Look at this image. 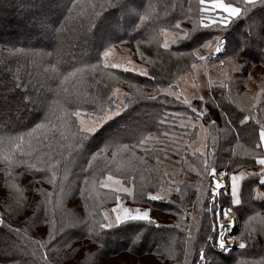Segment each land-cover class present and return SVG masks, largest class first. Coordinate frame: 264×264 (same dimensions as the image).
Here are the masks:
<instances>
[{
    "label": "trees",
    "instance_id": "obj_1",
    "mask_svg": "<svg viewBox=\"0 0 264 264\" xmlns=\"http://www.w3.org/2000/svg\"><path fill=\"white\" fill-rule=\"evenodd\" d=\"M89 2L91 0H81L84 4ZM225 2L240 6V0H225ZM128 4L135 9L134 12L128 9ZM198 4L199 0H127V4L124 0H120L104 9L91 30L88 22V12L91 10L86 8L74 22H69L63 36L56 38V29L67 15L70 0H0V50H3L7 57V63L0 60V130H2L0 135L14 137L19 133L27 132L44 118L46 109L25 101V96L39 94L42 99L51 103L53 99H57V96L50 93L49 88L66 89L67 92L59 97L62 107L68 112L79 110L83 118L88 120L94 117L86 114H99L96 111L97 106L101 102H106L107 97L111 95L112 87H119L123 92L130 91L129 83L146 86H155L159 83L162 87H167L174 80L176 82L180 75L192 71L190 65L197 60L189 56L190 52L198 49L199 53L204 54L207 48H202L200 45L205 42H211L213 45L216 42L215 38L220 37L223 42L222 53L214 58L216 79L209 87L206 103L192 99L193 106L208 109L206 117L200 120L206 128L212 120L216 121L218 128H223L222 113L226 111L232 113L233 132L216 143L215 166L218 171H237L236 159L243 163L244 170L259 171V166L252 158L242 155L243 150L250 146L247 133L255 122L251 121L245 127L239 121L243 115L248 114L246 108L249 102L255 104L254 97L260 98L261 88L264 87V2L233 18L223 28L197 30L190 39L179 41L171 45L168 50L161 47L162 39L158 42L151 40L153 34L158 33L161 28H168L171 31L178 20L182 28L191 29V20L185 19V14L191 15L198 21ZM139 14L147 16V19L141 22ZM114 45H126L131 51L132 59L149 70V77L124 72L122 69H109L108 71L118 77L119 81L110 79L104 69L102 53L106 48ZM138 47L146 59H141L137 53ZM9 49L12 51L9 52ZM16 49L23 51L18 53ZM57 49H59L58 55ZM47 53L53 55H46ZM230 56L237 57L234 61L238 65L236 70H232V66L228 63L221 69L219 60ZM52 64L56 65L55 76L50 71L46 72ZM91 65L98 67L93 71ZM75 69L86 70L75 76H69ZM222 71L227 78L222 75ZM65 76L69 78L61 84ZM151 77L157 79L152 80ZM221 80L228 85L227 88L220 87ZM25 85L28 86L27 89ZM143 90L152 93L153 87H145ZM78 95L84 99L78 102ZM210 98L221 104V107H216V103H212ZM161 99L174 100L173 97L161 96L156 101H137L98 129V132L85 142L80 154L69 167L67 179L63 180L68 188L63 194L58 187L54 188L47 179L43 178L44 173L29 169L27 166L15 167L13 176L7 178L3 153H0V210L6 224L10 225V228L0 225V264H39L40 253L32 255L34 245L26 243L22 235L27 230V235L32 240L47 241L48 239L46 229L49 226L43 223V211H37V206L44 200V195L37 189L55 192L60 197L56 217L58 221H76L85 217L91 219L97 211H101L102 208L107 209L115 203L110 190L99 188L98 181L95 185L91 182L86 184L81 169L88 167L87 161L91 158V153L104 147L106 142L123 143L131 147L137 143L141 133L143 135L151 133L159 137L162 142L146 145L149 149L147 153L143 147L132 148L136 157H143V160H134V168L125 172L119 171L113 163L111 173L122 183L127 178L125 186H132L131 178L135 177L137 186L144 184L148 191L156 192L158 190L156 178L159 173L154 169L159 167L160 173L171 174L163 179L188 183L187 187L180 185L186 193L183 200L181 194L175 191L171 194V200L175 203L167 200L150 201L146 196L144 199L137 197L134 200L128 196L126 200L130 204L151 209L150 215L160 227L144 221H127L110 229L101 230L95 236L88 233L84 224L71 227L62 234L63 237L51 245L52 248L59 249L58 258H63L61 264H112L113 262L183 264L184 241L187 238L185 229L193 226L192 215L184 216V209L196 215L201 225L199 232L193 227L196 240L188 256L190 262L199 258L201 246L205 247L206 255L213 258L212 264H237V262L249 264L264 258V234H256L255 239L249 241L244 249L237 246L227 252L214 249L210 241L204 244L207 234L213 233L210 227L211 218L209 213L201 215L200 207L194 203L197 200V190L191 185L197 184L199 178L195 172L189 170L188 165L196 164L197 160L192 156L191 147L185 151V145H190L196 137L197 128L191 126L186 129L181 128L180 124L187 123L186 119L167 115V113H186L187 116L195 114L182 103L161 104ZM254 115L257 118L264 117V113L258 110L254 111ZM162 117L168 119L172 127L159 124ZM71 119L75 120V117ZM133 129L136 130V135L132 134ZM166 131L175 133L176 139L163 137L162 134ZM207 146L211 151L210 138ZM153 147L167 149L166 156L160 154L159 165L156 154L151 151ZM173 147L175 151L172 150ZM234 147L238 153H241L240 156H232L230 149ZM107 156L111 159V152H108ZM120 158L118 154L115 159L118 162ZM182 159L187 163H181ZM30 163L37 161L33 159ZM40 167L43 165L37 163V168ZM59 175L63 176L62 170ZM207 183L208 181L205 180V184ZM11 184L17 185L21 192L10 190ZM164 187L167 188L168 184H164ZM81 188L84 189L83 194ZM257 190L264 192V183L257 176H250L241 182L239 204H231V191L221 194L218 198V204L231 207L239 219V228L234 232L235 235L240 234L245 221L249 216H253L254 212L264 216V196L257 197L255 194ZM13 197L24 198L27 207L23 212L10 214L7 205H14ZM209 199L210 193L204 197L203 207H208ZM94 202L97 205L95 208L92 207ZM34 211H37L40 220H37V216H33ZM256 222L253 220L252 223ZM177 224H180L179 228L175 227ZM17 228L20 229V234L11 231ZM65 240L70 247L64 243ZM66 253L70 254L65 255Z\"/></svg>",
    "mask_w": 264,
    "mask_h": 264
},
{
    "label": "snow or ice",
    "instance_id": "obj_2",
    "mask_svg": "<svg viewBox=\"0 0 264 264\" xmlns=\"http://www.w3.org/2000/svg\"><path fill=\"white\" fill-rule=\"evenodd\" d=\"M120 2V0H91V2L84 4L81 3V0H70V7L68 8L67 15L64 20L59 24V27L56 29V38L63 36L65 30L67 29L69 22H74L81 14L85 12V9H90L88 12L89 16V30L94 26V22L100 17L101 13L105 8H109L114 4ZM127 4V0H124ZM264 2V0H240V6H237L236 3H226L225 0H199L198 9H199V20L193 19L191 15L185 14V19H190L192 23L191 29L182 28L180 21H176V24L172 26V30L169 31L168 28H161L158 33H154L151 37V40H156L157 42L162 39L163 43L161 47L165 50L170 49V46L176 44L179 41L190 39L191 36L199 29L204 28H223L227 26L229 22L240 16L242 13L248 12L252 7H255L258 3ZM128 9L135 11L130 4L127 5ZM99 9V11H97ZM191 12V9H189ZM75 14V15H74ZM147 19V16L139 14V20L143 22ZM139 27V25H137ZM216 44L213 47L211 42H205L200 47L209 49V56L214 55L221 51L223 42L220 37H216ZM151 42V41H149ZM123 43V41H122ZM114 46H110L104 50L102 53L104 60L103 65L110 79L114 81H119L118 77L112 75L109 69H122L124 72L135 73L139 76L149 77V70L147 68L138 67L131 59H128L124 62L118 63H109V57L112 55ZM11 52L12 50H8ZM16 52H22V49H16ZM137 53L140 55L141 59H146L144 53L139 51L137 48ZM56 54H59V49H57ZM35 55V54H33ZM46 55H53V53H47ZM183 55V54H180ZM189 56L193 60H199L202 62L203 66L206 67L205 63L208 61V57L199 54L198 49H194L189 53ZM237 57L230 56L226 57L224 60H219V65L223 69L224 65L228 63L232 66V70H236L238 65L234 63ZM0 60L4 63H7V57L4 55L3 50H0ZM98 65H91L90 68L95 71ZM191 70L195 72L197 70V63L193 62L190 65ZM86 69H75L73 73H70L69 76H75L77 73H83ZM50 71L53 76L56 75V65H50L49 69H46V72ZM222 75L226 77V74ZM68 76L64 77V80L61 81V84L68 80ZM195 79V75L193 77ZM152 80H156L157 77H151ZM53 82H55L53 80ZM127 82V81H123ZM208 85L211 87L212 80H208ZM195 86V85H193ZM145 87H153L152 93H147L143 89ZM220 87L227 88L228 85L224 83V80L220 81ZM28 86L25 85V89ZM130 91L123 92L119 87L111 88V95L107 97L106 102H101L97 106L96 114H86L90 117H94L86 121L82 113L77 110L75 112H68L64 109L60 103L59 97L66 93L67 90L63 88L52 89L49 88L50 93H54L57 96V99H53L51 103H48L45 99H42L39 94L25 96L24 100L28 101L34 106L43 108L45 111L44 118L39 122L35 123L34 126L28 129L27 132L19 133L16 136H5L0 135V153H3V160L6 165L4 171L7 178L13 176V171L15 167L27 166L29 169L39 171L44 173V179H47L48 183L52 184L54 188L58 187L60 193L63 194L68 186L63 183V180L67 179V174L69 167L74 162L75 158L80 154L81 150L84 147L85 142L93 136L94 133L98 132V129H101L109 120L119 116L123 113L129 106L137 101L147 100V101H156L160 99L161 96L164 97H173L174 100L161 99V104H170L174 102L182 103L186 105L188 109L191 110L194 116H187L186 113H167L170 117L181 118L182 120L186 119L187 123H181V128H200L204 136L201 138L200 147L192 150V156L196 158V164H189L188 168L190 171L196 173L199 178L197 184L191 185L196 187L197 190V200L194 202L200 207L201 215L205 213H212L213 220L210 221V227L212 230L217 232L216 236V247L223 249L225 251L229 250V244L225 241V231L231 230L235 224L236 220L230 217L232 212L231 207H220L217 203L218 196L221 195L222 189L230 184L231 190V204L236 205L241 202L240 199V186L241 182L245 180L246 177L257 176L260 181L264 183V117L257 118L254 115V111H259L264 113V87L261 88L259 94L260 98H255L256 103L252 104L249 102L246 110L247 115H243V118L240 119V124L248 126L249 122L254 121V125L251 130L247 133L250 146L247 149L243 150L242 155L244 157H250L255 161V164L259 166V171H246L244 170V165L241 161L236 159V169L237 171H218L215 166V152H216V143L219 139L225 135L233 132L232 127V113L223 112L222 118L224 120V127L218 128L216 121H209L208 128H205L203 124L199 121L206 117L208 109L206 107H194L192 98L186 95L183 91H179V85L175 82L169 83L167 87H162L159 83L155 86L151 85H136L129 83ZM84 99L83 97L77 96V101ZM198 99L201 102L206 103L203 96H199ZM212 103H216L213 98H210ZM93 102H95L93 100ZM65 103H67V98H65ZM216 107H221V104L216 103ZM75 117V120H72L71 117ZM195 121V123L193 122ZM159 124L168 125L172 127L168 119L163 117L160 119ZM74 129V130H73ZM2 131V130H0ZM133 135H136V130H131ZM163 137L167 139H176L175 133L164 132ZM212 141V150H208L207 141L208 139ZM159 137L154 136L149 133L143 135L142 133L137 138V143L131 147L128 144L115 143L109 144L105 143L104 147L98 148L96 152L91 153V158L88 159V167L82 168L81 172L84 174L85 183L91 182L96 184L98 181L99 188L109 189L112 196L115 199V207L110 210L104 209L102 211H97L91 219L85 217L82 220L76 221H58L57 212L60 206V197L56 195L55 192H45L44 189H37L44 195V200L40 202L37 206V211H43V223L47 224L49 227L46 229L47 232V241L32 240L27 235V230L22 234L26 243L34 245V251L32 255H35L37 252L40 253L39 264H61L63 258H58L59 249H54L51 247L52 244L56 243L60 239L63 233L66 232L71 227H75L81 224L86 225L88 233L90 235H96L100 233L101 230L110 229L113 226L120 225L121 223L127 221H144L147 224L156 225L157 221L152 218L150 215L151 209L148 208H129L123 204L121 199V193L126 194L129 197H132L134 200L139 197L144 199L146 196L150 201L156 200H167L170 203H175L171 200V194L175 191L176 193L181 194V200H183L184 195L186 194L184 189L180 185L188 186V183L185 181H174V180H165L164 177H168L171 174L168 172L160 173L159 167L154 169L159 173L157 176V188L156 192L148 191L147 186L144 184L136 185L135 177L131 178L132 186H125L127 183V178L122 183L116 175L111 173V165L116 164V167L119 171L125 172L129 169L134 168V160H143V157H136L132 148L143 147L144 151L147 153L149 151V143H161ZM239 144V141H238ZM190 145H185V151L190 148ZM175 151V147L172 148ZM151 151L156 154L157 165L160 164V154L167 155L166 148H152ZM233 157H238L241 153H238L236 148L230 149ZM111 152L112 158L109 159L107 153ZM120 155V160L117 162L116 157ZM128 154V155H125ZM35 159L37 163L43 165V167L37 168V163H30ZM181 163H187L186 160L180 161ZM231 163V161H229ZM63 171V176L59 174ZM107 173V174H104ZM205 180L208 181L205 184ZM7 183V180H6ZM164 184H168V187L165 188ZM10 190H14L16 193L21 192V189L15 185H9ZM84 189L81 188V193L83 194ZM210 193V199L208 200V207H203L204 197L208 196ZM257 197L264 196V192L257 190L255 192ZM107 195V194H106ZM14 199V205H7L8 211L11 213H21L26 207L27 203L23 197L19 199ZM86 209L88 205H85ZM92 207H97L94 202ZM37 211L33 212V216H37V220H40L41 217L37 215ZM62 215V213H61ZM192 215V225L187 227L185 231L187 232V238L184 241L185 247L184 252V262L183 264H212V257H209L205 253V247L201 246L199 249V258L195 261H189L188 256L190 255V249L193 246V242L196 240L195 235L193 234V227H195L196 232L200 231V222L197 220L196 215L189 213L187 209H184V216ZM223 218V219H222ZM227 219L228 223H224L223 220ZM253 220L257 222L253 224ZM0 225L4 227H9L5 220L0 217ZM179 228L180 224L175 225ZM11 231L20 234V229H11ZM256 234H264V216L260 213H255L253 216H249L244 223V227L241 230L239 235L230 236L229 239L231 243L238 244L240 249L246 248V244L249 241L255 239ZM138 238V237H137ZM212 240V235L207 234V239L204 241L206 245L208 241ZM64 243L70 247L67 240ZM25 249H22V251ZM43 250V251H41ZM74 251V250H73ZM51 254V255H50ZM66 253L65 255H69ZM237 264H242V262H237ZM249 264H264V258L260 261H252Z\"/></svg>",
    "mask_w": 264,
    "mask_h": 264
},
{
    "label": "rangeland",
    "instance_id": "obj_3",
    "mask_svg": "<svg viewBox=\"0 0 264 264\" xmlns=\"http://www.w3.org/2000/svg\"><path fill=\"white\" fill-rule=\"evenodd\" d=\"M215 44H216V42L213 44V47L215 46ZM199 54L204 55V56L209 58L208 59L209 63H208V61L205 62L207 64V66L204 67L202 62L197 60L196 63L198 65V68H197V70H195V72H193V70H192L191 72H187L185 74L180 75L176 79V83L179 85L178 90L183 91L186 95H188L192 99H198L199 96H203L204 99H206L209 96L208 80L211 79L213 81L214 79H216V65L214 62L215 59L214 58L212 59L211 56H209V49L207 48L206 52L204 54H201V53H199ZM128 59H131L138 67H141L140 65H138L137 62H135L132 59L131 51L126 45H114V50L112 52V55L109 57V63L124 62ZM103 60H104V57H103ZM194 75H195V79L193 78ZM193 85H195V86H193ZM91 119H93V118H91ZM88 120H90V119H88ZM88 120H86V121H88ZM199 123H201V122L199 121ZM203 136H204L203 131L197 127L196 137L190 143L192 150L200 147L201 138ZM230 191L231 190H230V184H229V186H226L224 189H222L221 194H227ZM120 195H121V199H122L123 204L126 205L127 207L133 208V209L134 208H145L142 206L130 204L126 200V198H128V196L126 194L121 193ZM218 198H219V196H218ZM218 198H217V203H218ZM115 204H116V202L113 203L110 207H107V210H110L111 208L115 207ZM220 207L222 208L224 206L220 205ZM104 209H106V208H102L101 211ZM209 214H210V218L212 221L213 220V214L212 213H209ZM229 215H230V217L235 218L236 223H237V229H238L239 228V219H238L236 213L234 211H232ZM0 217H2L4 219L1 210H0ZM223 222L228 223V220L224 219ZM212 232H213L212 233V240H210L211 246L216 250H220L221 252H227L228 250L225 251L223 249H220L219 247H216L217 232H215L214 230H212ZM234 232L232 233V229L225 231V241L227 244H229V247H230L229 250L235 249L238 246L236 243L232 244L231 240L229 239L230 236L235 235ZM112 264H118V263L113 262Z\"/></svg>",
    "mask_w": 264,
    "mask_h": 264
},
{
    "label": "water",
    "instance_id": "obj_4",
    "mask_svg": "<svg viewBox=\"0 0 264 264\" xmlns=\"http://www.w3.org/2000/svg\"><path fill=\"white\" fill-rule=\"evenodd\" d=\"M232 218H234V217H232ZM235 219V218H234ZM236 229H237V223L235 224V226L232 228V233L234 232V231H236Z\"/></svg>",
    "mask_w": 264,
    "mask_h": 264
},
{
    "label": "built area",
    "instance_id": "obj_5",
    "mask_svg": "<svg viewBox=\"0 0 264 264\" xmlns=\"http://www.w3.org/2000/svg\"><path fill=\"white\" fill-rule=\"evenodd\" d=\"M222 51V50H221ZM221 51L220 52H218V53H216V54H214V55H212V57H214L215 58V56H217L218 54H220L221 53Z\"/></svg>",
    "mask_w": 264,
    "mask_h": 264
},
{
    "label": "crops",
    "instance_id": "obj_6",
    "mask_svg": "<svg viewBox=\"0 0 264 264\" xmlns=\"http://www.w3.org/2000/svg\"><path fill=\"white\" fill-rule=\"evenodd\" d=\"M208 63H209V61H208Z\"/></svg>",
    "mask_w": 264,
    "mask_h": 264
}]
</instances>
